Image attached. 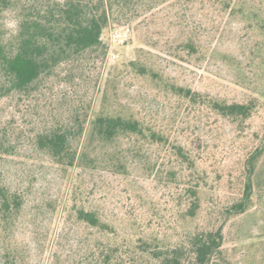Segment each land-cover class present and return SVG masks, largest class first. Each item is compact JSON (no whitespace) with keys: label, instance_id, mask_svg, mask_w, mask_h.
Wrapping results in <instances>:
<instances>
[{"label":"trees","instance_id":"obj_1","mask_svg":"<svg viewBox=\"0 0 264 264\" xmlns=\"http://www.w3.org/2000/svg\"><path fill=\"white\" fill-rule=\"evenodd\" d=\"M193 11L212 26L190 20ZM231 17L243 24L242 61L224 58L234 62L242 98L180 86L139 57L113 67L90 117L111 28L132 29L142 46L191 64L207 57L205 36ZM128 71L174 99L171 115L153 124L119 101L110 85ZM151 145L167 153L154 174L164 172L173 191L157 199L161 210L127 196L114 219L90 204L95 177L126 176L129 155ZM23 148L73 171L64 211L83 231L78 254L62 264H232L224 228L253 209L264 220V0H0V160ZM24 204L0 172V264H29L17 236ZM245 239L240 264H264V232Z\"/></svg>","mask_w":264,"mask_h":264},{"label":"rangeland","instance_id":"obj_2","mask_svg":"<svg viewBox=\"0 0 264 264\" xmlns=\"http://www.w3.org/2000/svg\"><path fill=\"white\" fill-rule=\"evenodd\" d=\"M156 17L157 15L152 18L154 25H150L151 28L147 30L150 35L153 34L152 26L156 25ZM188 17L190 20L203 21V26L207 29L212 26L210 21L212 19L196 15L194 11L190 12ZM4 20L6 27L12 30L14 21L11 15H6ZM241 23L239 17L225 18L218 31H211L205 36V47L209 51L207 57L200 62L193 60L191 64L170 57L158 49L142 46L135 40L136 33L132 29L126 33V28H111L120 29L121 36L111 39V29L106 34L110 44L109 52L115 59L113 61L105 59L97 92L93 97L90 117L92 118L100 108L102 91L106 79L112 78L109 72L113 67L120 68L139 57L142 62L151 63L153 70L164 79L169 78L180 86L228 101L242 98L243 90L237 84L240 80L237 78L234 62L224 58L234 56L237 61L238 58L242 61L244 42ZM154 36L155 39L158 38V35ZM140 48L141 52L138 51ZM114 84L117 85L119 101L127 104L136 117L158 124L165 116L171 115L170 104L174 99L158 92L149 79L138 77L128 71L124 72L118 84L112 82L110 86ZM121 144L125 147L124 142ZM105 150L107 154L114 148L107 147ZM133 154L129 155L132 162L126 176L102 172L92 183L93 195L90 204H97L102 212L114 219L121 218L126 212L124 208L126 206L123 205L127 196L132 199L140 196L144 207L151 213L153 209L161 210L158 198L169 199L173 193L166 187L164 172L158 177L154 174V163L166 162V152H160L159 147L151 145L146 146L141 155ZM158 154L160 156H157ZM0 172L4 182L24 196V210L17 236L27 249L29 264H62L76 256L78 254L76 244L83 229L67 221V212L64 211L66 205L70 203L74 183L73 171L68 176L48 162L42 154L23 148L16 156L0 160ZM85 177H81L82 185L88 183ZM261 232H264V220L257 209L248 211L238 222L230 223L224 228L227 241L225 248L232 264H240L242 251L245 250L244 243L250 241L245 239V242L244 240L240 242L242 237H254ZM52 255H55L53 259Z\"/></svg>","mask_w":264,"mask_h":264},{"label":"built area","instance_id":"obj_3","mask_svg":"<svg viewBox=\"0 0 264 264\" xmlns=\"http://www.w3.org/2000/svg\"><path fill=\"white\" fill-rule=\"evenodd\" d=\"M121 30L120 29H111L110 30V37L111 39H117L118 37L121 36ZM126 33L128 32V29H125ZM115 59V56L109 52L108 55H107V58H106V61L108 60H114Z\"/></svg>","mask_w":264,"mask_h":264},{"label":"clouds","instance_id":"obj_4","mask_svg":"<svg viewBox=\"0 0 264 264\" xmlns=\"http://www.w3.org/2000/svg\"><path fill=\"white\" fill-rule=\"evenodd\" d=\"M15 22H12V24H14Z\"/></svg>","mask_w":264,"mask_h":264}]
</instances>
